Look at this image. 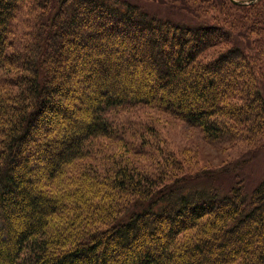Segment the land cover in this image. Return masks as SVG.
Segmentation results:
<instances>
[{"label": "trees", "instance_id": "obj_1", "mask_svg": "<svg viewBox=\"0 0 264 264\" xmlns=\"http://www.w3.org/2000/svg\"><path fill=\"white\" fill-rule=\"evenodd\" d=\"M24 3L39 10L26 66L11 37ZM233 28L128 0H0V69H27L19 90L0 92V264H264V180L253 191L192 185L186 173L157 184L178 166L170 151L163 176L127 161L70 170L119 137V107H157L214 139L263 136L264 20ZM75 46L87 49L80 61Z\"/></svg>", "mask_w": 264, "mask_h": 264}, {"label": "rangeland", "instance_id": "obj_2", "mask_svg": "<svg viewBox=\"0 0 264 264\" xmlns=\"http://www.w3.org/2000/svg\"><path fill=\"white\" fill-rule=\"evenodd\" d=\"M128 1L140 5L145 11L154 16L178 22H213L225 24L229 27L234 26L233 29H235L242 22L250 23L255 19L258 21L264 20V16H255V13L258 12L264 14V1L252 9H240L233 6L229 0ZM24 5L15 18L13 23L14 37L13 35L11 36L13 41H15L13 47L19 53L18 57L21 62L27 60V42L29 38L32 40V36L27 34L29 32L28 29H30V21L39 12L38 9L32 8L30 4L24 3ZM47 18H44V20H47ZM251 35L252 37L257 36L256 33ZM73 50L78 53L76 59L79 61L87 52V49L83 48V46H75ZM218 52V47L211 48L203 54V57L209 59ZM79 56L81 57L79 58ZM23 65L26 66L24 62ZM63 67H66L65 64H63ZM25 72H27L25 67L21 70L17 68L13 70L0 69V92L10 89L19 90L20 86H13L11 83L14 82L15 77ZM72 73L75 81L77 78L82 77L83 69L80 63ZM66 86L67 84L64 83L61 91H66ZM75 94L78 95L79 93L73 90L69 93V95ZM82 104L84 105V103ZM110 115L112 117L115 116L120 123L117 130L119 137L117 139H100L101 146H99L98 150L91 153L88 157L76 161L70 167V170H81L80 166L83 163L91 165V168H101L103 165L107 167V164L113 161H116L117 165L127 161L134 164L139 171H148L151 174L163 176L164 174L161 173L164 171L166 164L165 160L160 158V156L170 151L172 157L176 158L178 166L174 167L173 173L168 171V175L164 176L162 181L157 184L163 185L168 181L174 180L181 173H186L192 178L189 181L192 185L209 186L210 188L218 187L219 190L226 192L234 185H238L237 183L242 180V185L249 191H253L264 180V135H256L254 140L252 139L253 141L243 134L235 139H214L207 136L201 127L191 125L183 119L148 105H137L129 110L127 107L115 108ZM122 127H124L123 130ZM151 128L155 131L152 132ZM153 133L158 136L159 144L155 143V135ZM106 167H103L102 170H105ZM160 167L161 169L159 170L158 168ZM206 167L212 170L198 175ZM34 170L36 171L37 169ZM65 174H67L66 177L68 178L76 176L74 174L71 176L69 172H65ZM203 175L206 177L201 178ZM54 182L60 183L57 190L62 191L69 187V183L64 180ZM196 230L193 229L183 233L179 237V241L196 236Z\"/></svg>", "mask_w": 264, "mask_h": 264}, {"label": "water", "instance_id": "obj_3", "mask_svg": "<svg viewBox=\"0 0 264 264\" xmlns=\"http://www.w3.org/2000/svg\"><path fill=\"white\" fill-rule=\"evenodd\" d=\"M232 1L238 4L242 3V1H238V0H232ZM251 1H257V0H251ZM251 1H243V3L248 4V3H251Z\"/></svg>", "mask_w": 264, "mask_h": 264}]
</instances>
